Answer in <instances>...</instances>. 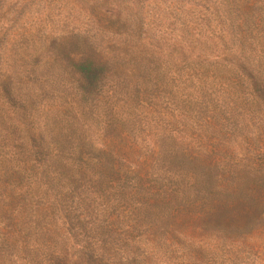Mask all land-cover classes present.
Masks as SVG:
<instances>
[{
  "label": "trees",
  "instance_id": "trees-1",
  "mask_svg": "<svg viewBox=\"0 0 264 264\" xmlns=\"http://www.w3.org/2000/svg\"><path fill=\"white\" fill-rule=\"evenodd\" d=\"M214 1L218 6L210 14L223 21L219 30L233 53L221 61L231 76L222 94L243 117L232 116L231 124L259 125L258 142L235 158L236 150L212 145L201 131L193 151L171 133L133 136L110 110L96 113L103 123L91 132L97 111L91 102L107 71L92 50L70 59L76 101L51 88L35 104L38 91H23L20 82L5 78L0 177L6 174L25 189L0 192V211L11 220L0 228L2 242L30 249L31 264H119L116 251L128 241L139 257L145 255L141 246L155 251L194 232V264H204V252L217 249L221 239L264 230V0ZM81 101L91 103L88 112ZM204 121L203 129L211 118ZM118 217L127 230H116Z\"/></svg>",
  "mask_w": 264,
  "mask_h": 264
},
{
  "label": "rangeland",
  "instance_id": "rangeland-1",
  "mask_svg": "<svg viewBox=\"0 0 264 264\" xmlns=\"http://www.w3.org/2000/svg\"><path fill=\"white\" fill-rule=\"evenodd\" d=\"M217 6L214 0H0V80L11 78L23 91H38L35 104L51 88L76 101L77 76L70 59L80 50H92L107 71L91 102V110L97 109L91 132L103 123L96 113L110 110L121 117L119 127L133 136L147 130L171 133L194 151V136L202 131L212 145L225 144L241 158L243 148L258 142L262 128L247 120L231 124L232 116L243 117L222 94L231 76L221 61L233 53L228 36L219 30L223 21L210 14ZM220 54L225 60L214 62ZM91 103L81 101L84 112ZM210 118L203 129L204 119ZM154 136L146 139L148 144ZM13 181L2 175L0 192L25 189ZM7 222L0 211V228ZM125 224L118 217L114 227L122 232ZM224 241L204 252V264H264V230ZM129 243L116 251L119 264H194V232L162 242L155 251L141 246L145 255L139 257L129 251ZM19 246H8L0 235V264H31L30 249Z\"/></svg>",
  "mask_w": 264,
  "mask_h": 264
}]
</instances>
